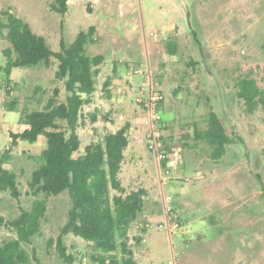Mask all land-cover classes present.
<instances>
[{"label":"rangeland","instance_id":"1","mask_svg":"<svg viewBox=\"0 0 264 264\" xmlns=\"http://www.w3.org/2000/svg\"><path fill=\"white\" fill-rule=\"evenodd\" d=\"M54 2L0 0V20L3 12L22 18L54 52L61 50L62 40L71 45L81 31L96 29V42L87 53L103 56L104 62L97 91L81 113L76 156L130 123V148L120 178L127 193L147 192L144 212L130 229L136 260L264 264V111L250 114L236 92L243 78H254L264 88V0H69L65 15L52 11ZM170 44L176 45V55ZM8 48L10 42L0 35V157L10 152L4 168L16 173L21 192L19 198L0 193V218L6 222L32 208L36 198L29 182L46 147L44 136L36 144L18 141L12 147L11 134L23 132L15 127L21 112L42 110L51 98L58 103L68 98L65 82L56 78L55 58L49 67L16 68L8 76L3 70ZM128 65L149 66L155 89L164 95L162 140L172 150V169L160 167L148 148L147 115L136 103L139 83H146L126 72ZM15 100L17 111H9L6 103ZM211 110L229 135L220 161L211 158L206 143L184 138L183 126L204 121ZM163 194L174 197L170 225L164 220ZM71 205L68 192L49 198L40 234L23 244L32 264H64L57 240ZM149 220L152 227L146 226ZM15 238V230L0 227V242ZM64 242L75 264H90L89 242L74 235Z\"/></svg>","mask_w":264,"mask_h":264},{"label":"trees","instance_id":"2","mask_svg":"<svg viewBox=\"0 0 264 264\" xmlns=\"http://www.w3.org/2000/svg\"><path fill=\"white\" fill-rule=\"evenodd\" d=\"M54 1L52 11L65 15L69 0ZM3 17L0 35L11 44L4 52L5 73L10 76L16 68L49 67L55 58L59 63L56 78L65 82L68 98L64 103L51 98L42 110L21 112L19 123L26 129L11 134L12 147L18 141L36 144L40 136L46 138V147L36 158L38 167L29 182L30 194L36 198L32 208L22 209L19 217L9 222L0 218V227L8 226L17 233V238L0 242V264H32V257L23 244L40 234L49 198L64 192L69 193L72 203L68 221L57 240L58 254L64 264L76 263V258L67 253L64 238L68 235L92 245L90 264H140L130 244V229L144 212L147 192L139 189L127 193L120 179L125 151L130 144V123L105 134L102 141L92 142L82 155L76 156L81 148L77 133L81 113L97 91L96 78L104 62L103 56L92 57L87 53V46L96 42V29L81 31L71 45L62 40L61 50L54 52L47 40L34 33L25 20L11 12H3ZM169 48L172 55L177 54L176 45L170 44ZM236 90L250 114L257 109L264 111V88L256 79H240ZM6 108L17 111V100L6 103ZM183 129L185 139L191 137L210 147L214 161L226 155L229 135L215 111L211 110L204 121L186 124ZM189 131L192 136L188 135ZM9 153L0 157V193L10 192L19 198L17 175L4 168L10 160Z\"/></svg>","mask_w":264,"mask_h":264},{"label":"built area","instance_id":"3","mask_svg":"<svg viewBox=\"0 0 264 264\" xmlns=\"http://www.w3.org/2000/svg\"><path fill=\"white\" fill-rule=\"evenodd\" d=\"M127 70L134 76H141L146 83V87H144L142 83H139L141 87V96L136 99V103L140 107H142V109L147 115L145 123L149 127V133L147 135L148 148L160 167L163 165L164 162H166L167 169H172L173 159L170 160V158H172V150L170 149V147L164 144L161 137L163 127L162 120L160 117V108L164 102V95L159 90L155 89L153 82V74L149 66L142 70L128 65ZM123 118L124 116H121V119ZM162 200L165 210L164 220L168 225H170L171 219L175 217L174 197L172 195L163 194ZM146 226L152 227L150 224V220L149 222H147Z\"/></svg>","mask_w":264,"mask_h":264},{"label":"crops","instance_id":"4","mask_svg":"<svg viewBox=\"0 0 264 264\" xmlns=\"http://www.w3.org/2000/svg\"><path fill=\"white\" fill-rule=\"evenodd\" d=\"M125 71L127 72V68L125 69ZM123 72H124V70H122V73H123ZM19 120H20V118L18 119V122H20ZM15 127H20V129H22V131H24V130L26 129V126H25V125H22V124H19V123L16 124ZM14 129H15V128H14ZM130 130H131V129H130ZM115 132H116V131H115ZM113 133H114V132H113ZM40 137H42V136H40ZM40 137H39V138H40ZM80 140H81V139H80ZM129 148H130V144H129L128 149H129ZM128 149H127V150H128ZM127 150H126V152H127ZM125 156H126V155H125ZM123 165H124V163H123ZM122 170H123V169H122ZM141 176H142V175H141ZM141 176H140V177H141ZM140 177L137 176L136 179H140ZM120 179H121V178H120Z\"/></svg>","mask_w":264,"mask_h":264}]
</instances>
